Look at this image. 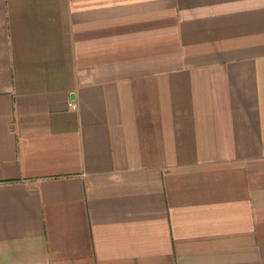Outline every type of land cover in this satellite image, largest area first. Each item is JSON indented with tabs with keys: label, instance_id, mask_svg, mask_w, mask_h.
<instances>
[{
	"label": "crops",
	"instance_id": "0c3cea01",
	"mask_svg": "<svg viewBox=\"0 0 264 264\" xmlns=\"http://www.w3.org/2000/svg\"><path fill=\"white\" fill-rule=\"evenodd\" d=\"M0 264H264V0H0Z\"/></svg>",
	"mask_w": 264,
	"mask_h": 264
}]
</instances>
